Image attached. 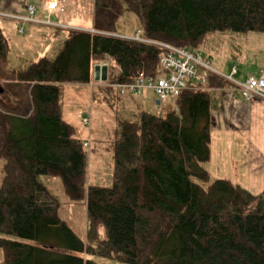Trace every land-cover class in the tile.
I'll use <instances>...</instances> for the list:
<instances>
[{"label":"trees","instance_id":"obj_1","mask_svg":"<svg viewBox=\"0 0 264 264\" xmlns=\"http://www.w3.org/2000/svg\"><path fill=\"white\" fill-rule=\"evenodd\" d=\"M125 9L144 37L178 47L194 49L212 31L264 33V0H93L97 32L68 31L53 57L11 69L20 94L0 103L1 264H264V193L204 166L209 90L228 85L221 77L181 90L162 116L141 110L119 122L110 183L85 185L86 153L62 119L60 85L87 83L106 58L116 67L109 82L152 73L159 48L109 35ZM7 51L0 30V60ZM40 175L85 199L84 238L58 216Z\"/></svg>","mask_w":264,"mask_h":264},{"label":"rangeland","instance_id":"obj_2","mask_svg":"<svg viewBox=\"0 0 264 264\" xmlns=\"http://www.w3.org/2000/svg\"><path fill=\"white\" fill-rule=\"evenodd\" d=\"M31 1L38 2L39 0ZM35 11L37 17L43 15L41 6L40 13L37 12L36 6ZM54 16H57L56 13L52 14L50 19L52 20ZM4 20L6 19L0 18V30ZM30 24L32 23L23 24L22 33L18 32L20 24H16V28H12L6 36L9 48L7 61L6 59L5 61L0 60V103L5 106L12 104V100L20 94L19 89L10 84L12 74L10 73L11 69H8L7 66L18 68L38 56L53 57L59 48V43H52L49 37H44L43 33L48 31L45 26ZM32 26L43 32L41 38L46 41L38 39L36 32L33 36H28L29 28ZM136 28H140L139 19L125 9L117 21V31L128 35ZM193 50L197 51L200 57L207 60L212 68L223 75H228L232 66L235 67L236 74L233 75V78L239 81L248 76L256 77L260 71H264V33L262 32L230 30L208 32L202 43ZM104 61L113 62V65L106 68L107 76L114 73L116 71L114 61L109 58L102 62ZM92 80L86 85H60L62 88L61 101H63L61 113L62 119L74 126L75 135L82 142V147L85 150V185H108L111 181L113 166L111 144L117 134L118 123L135 120L141 110L162 116L165 111L174 107L173 103L168 106L164 104L156 106L155 97L149 90H144L139 97L120 95L115 89L105 85L89 86ZM226 82L228 85L219 88L227 87L226 89L229 91L234 86L228 81ZM88 109L91 113L90 124L89 127H84L80 118L85 115ZM1 166L2 160L0 159V179L2 176ZM37 178L54 196L58 216L78 237L84 238L86 229L85 199L80 201L67 199L58 178L48 175H40ZM97 233L98 238L103 236L100 227L97 228ZM104 261L112 263L106 259Z\"/></svg>","mask_w":264,"mask_h":264},{"label":"crops","instance_id":"obj_3","mask_svg":"<svg viewBox=\"0 0 264 264\" xmlns=\"http://www.w3.org/2000/svg\"><path fill=\"white\" fill-rule=\"evenodd\" d=\"M42 1L0 0V10L22 13L25 6L31 4L34 7L36 6L37 12L40 13ZM59 1L61 2L62 10L56 13L57 16L53 17V21L69 24L72 27L81 28L83 31L92 28L93 0ZM30 25L36 26L39 24ZM45 27L48 29L47 33H43L33 26L30 27L28 36H33L36 32L38 33V39L46 41L41 38L43 33L44 37L51 39L50 42L59 43L60 47L66 37V32L72 31L49 26ZM12 28H16V24L11 20H4L1 25V33L5 40ZM116 33H120L117 31V23ZM8 52L9 48L6 61ZM39 57L41 56L37 58ZM95 65L97 63H94L92 67ZM7 68L14 69L15 67L7 66ZM86 84L68 83L61 85L79 86ZM226 88H212L209 90V157L204 164L205 169L213 178L226 179L231 183L238 184L253 195L264 193V100L254 98L245 101L240 97L239 93L236 92L232 95ZM60 104L62 107L63 101H61V97ZM155 105L158 106L156 102Z\"/></svg>","mask_w":264,"mask_h":264},{"label":"built area","instance_id":"obj_4","mask_svg":"<svg viewBox=\"0 0 264 264\" xmlns=\"http://www.w3.org/2000/svg\"><path fill=\"white\" fill-rule=\"evenodd\" d=\"M40 6L43 11L41 17H37L35 7L28 4L22 13H11L0 10V18L11 20L15 24H20L18 29L19 33L23 30V24L27 23L83 31L81 28L72 27L69 24L50 19L52 14L62 10V5L59 0H44ZM87 31L97 32L93 28ZM112 36L159 48L161 53L158 57L157 64L151 74L143 75L142 73H138L128 82L113 83L109 82L107 78L104 80L98 78L97 80L93 79L92 83H89V86L105 85L108 88L115 89L120 95H132L135 97L141 96L144 90H149L153 93L157 105H168L173 103L175 97L181 90L200 89L207 73H211L224 78L229 84L234 86L229 90L232 95L237 92L245 101L254 98L264 100V72H260L256 77L248 76L239 81L233 78V75L236 74L235 67L232 66L228 75H223L212 68L207 60L200 57L197 51L148 39L144 37L140 28H136L128 35L115 33ZM98 65H105L107 68L109 65H113V62L104 61ZM90 114L88 109L85 115H82L80 118V122L84 127H89Z\"/></svg>","mask_w":264,"mask_h":264},{"label":"water","instance_id":"obj_5","mask_svg":"<svg viewBox=\"0 0 264 264\" xmlns=\"http://www.w3.org/2000/svg\"><path fill=\"white\" fill-rule=\"evenodd\" d=\"M92 76L94 80H97L98 78L101 80H104L106 78V66L105 65H101V66L95 65L92 68ZM0 92H1V88H0Z\"/></svg>","mask_w":264,"mask_h":264}]
</instances>
